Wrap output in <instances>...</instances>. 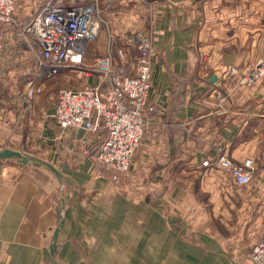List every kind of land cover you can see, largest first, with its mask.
Returning a JSON list of instances; mask_svg holds the SVG:
<instances>
[{
    "label": "crops",
    "instance_id": "0c3cea01",
    "mask_svg": "<svg viewBox=\"0 0 264 264\" xmlns=\"http://www.w3.org/2000/svg\"><path fill=\"white\" fill-rule=\"evenodd\" d=\"M44 1L18 0L16 16L23 18L38 13ZM97 4L107 21V27L104 26L97 39L104 54L109 49L107 28L116 39L126 31L152 28L158 51L151 79L155 121L136 152L130 171L120 180L119 188L126 191L128 198L139 199L150 194L157 202L149 206L168 214L173 222L211 225L226 241L234 237L239 254L249 253L264 232V76L253 86L237 84L239 75L230 80L225 78L232 68L241 72L264 58V0H97ZM2 33L5 49L0 79L4 81L3 87H12L8 75L2 74L12 67L7 65L10 58L19 53L25 58L32 55L23 49L10 27L3 26ZM24 66L20 65L21 71ZM214 74L218 79L211 82ZM17 118L12 106L0 108V133H8L7 138L12 142H18L14 135L23 132L21 125L13 126ZM53 123L52 120V126L44 127L49 131L45 138L51 140L54 148H48L47 141L48 152L53 151L49 155L58 156V164L65 172L99 191L104 210L116 212L103 216L107 230L103 239L124 240L125 221L142 224L147 218H140L139 207L135 206L128 211L132 218L124 216L130 201L98 177L99 171L91 168L90 160L94 161L91 156L89 159L79 154L83 153L78 149L79 141L86 132H62ZM219 146L228 147L236 162L248 158L256 161V177L250 184L254 182V197L260 202L257 214L262 225L256 227V231L261 230L257 238L247 239L257 199L236 219L228 234L223 232L212 211L216 208V192L226 191L224 181L237 185L221 169L203 165L204 160L217 155ZM78 198L79 195L69 210L66 235L93 241L96 216L93 211L88 214L83 209L87 208L83 201L76 204ZM55 214L49 194L36 180L27 176L12 178L7 168L0 165V255L4 254L1 250L4 245H8L10 254L15 247L16 253L22 248L35 255L41 232L55 221Z\"/></svg>",
    "mask_w": 264,
    "mask_h": 264
},
{
    "label": "built area",
    "instance_id": "2783aa9c",
    "mask_svg": "<svg viewBox=\"0 0 264 264\" xmlns=\"http://www.w3.org/2000/svg\"><path fill=\"white\" fill-rule=\"evenodd\" d=\"M17 2L0 0V62L4 50L2 28L8 26L23 49L36 59L25 92L31 106L46 80L65 67L83 66L86 45L99 37L107 21L97 0H45L38 13L23 18L16 16ZM107 35V53L95 56L91 67L86 68L89 76L94 71L93 80L79 88H60L51 118L62 132L85 131L78 149L89 153L104 173L121 180L130 171L155 121L151 79L158 51L152 28L126 31L120 39L107 28ZM234 75H239V85H255L264 76V58L241 72L232 68L225 79ZM255 162L252 158L236 162L228 147L219 146L217 155L204 160L203 165L221 169L243 186L252 182ZM249 255L256 264H264V232Z\"/></svg>",
    "mask_w": 264,
    "mask_h": 264
},
{
    "label": "water",
    "instance_id": "95a60500",
    "mask_svg": "<svg viewBox=\"0 0 264 264\" xmlns=\"http://www.w3.org/2000/svg\"><path fill=\"white\" fill-rule=\"evenodd\" d=\"M217 79L218 75L214 74L210 81ZM79 154L90 159L89 153ZM90 161L92 170L99 171L98 177L104 178L116 188L118 195L130 201L123 211L124 216L132 218L128 211L135 206L139 207L140 218L146 217L147 221L142 224L125 221L123 226L127 233L124 240L103 239L107 233L103 216L109 217L116 212L103 209L99 191L86 187L88 184L84 181L65 172L58 164V156H37L0 139V165L7 168L8 176H27L36 180L49 194L56 211L55 221L41 232L35 255L22 248L16 253L15 247L10 254L8 245H4L0 264H256L248 252L244 255L237 252L234 237L226 241L211 225L173 222L168 214H161L149 206L157 202L150 194L139 199L128 198L124 193L126 191L119 188L120 180L116 176L104 173L95 161ZM77 195L76 204L81 205L83 201L87 207L83 209L88 214L93 211L96 216L94 227L97 232L93 241L68 238L66 235L68 214Z\"/></svg>",
    "mask_w": 264,
    "mask_h": 264
},
{
    "label": "rangeland",
    "instance_id": "374dc122",
    "mask_svg": "<svg viewBox=\"0 0 264 264\" xmlns=\"http://www.w3.org/2000/svg\"><path fill=\"white\" fill-rule=\"evenodd\" d=\"M97 39H95L91 44H88L86 47L87 55H85V65L83 64L82 67L77 68L65 67L59 74L46 80L43 83V89L34 95L31 106L27 105L25 92L27 89L26 83L34 73L36 64L35 56L31 54L33 57L28 56L25 58L19 53V55L10 58V62L7 65L12 67L10 69L4 70L2 74L8 75L7 77L9 80H11L12 87L11 85L3 87L4 81L0 79V108L12 106L13 110H16V116H18V118L14 120L13 126L15 128L16 126L21 125L23 132L21 134L16 133L14 135L17 138V141L19 140L18 142H12L9 140L7 138L8 133L4 132L0 133L2 140H7L10 144H12V146L19 147L37 156H49V154L53 153V151H50L52 149V144L50 143L51 140L45 138L49 131L47 133V129L44 127L48 128V125L52 126V120L51 117H48V114L52 112L57 98V93L60 88H79L83 84L87 83L89 78H94V71H92V76H89L87 74L86 68L91 67L95 56H101L104 54L103 50H100L101 48H99L100 45L98 44ZM20 65H25L22 71ZM13 68L16 69L14 73H8V70H13ZM20 99L22 101H20ZM36 115L38 116L37 118H35ZM39 117L42 118L40 119ZM42 119H44L43 122ZM47 141H49L48 148H51L49 150L50 152L47 150ZM253 183L250 185L240 186L235 185L233 181L228 182L225 180L224 186L226 191L216 192V208H214L212 211L214 212L216 220L219 222L221 229L226 234L229 233V229L234 224L236 219L249 208L250 204L255 203V199L258 201V205L253 213V217L251 218L249 227L247 229V239H252V236L257 238V236L261 233V230L256 231V227L259 225L261 226L262 221L257 214L260 202L257 196L254 197L253 192L256 190V186Z\"/></svg>",
    "mask_w": 264,
    "mask_h": 264
}]
</instances>
